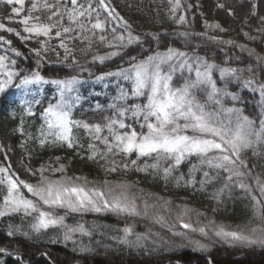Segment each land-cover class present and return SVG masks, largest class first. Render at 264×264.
<instances>
[{
    "label": "snow or ice",
    "instance_id": "6c2138e0",
    "mask_svg": "<svg viewBox=\"0 0 264 264\" xmlns=\"http://www.w3.org/2000/svg\"><path fill=\"white\" fill-rule=\"evenodd\" d=\"M168 2L171 5L170 12L175 17L182 6L181 0ZM0 4L11 6V14L6 17L8 21L22 26L21 30H17L0 21V32L14 35L21 43L34 40L39 45L29 50L36 57V69L28 72L17 70V59H12L7 53L11 52L17 58L25 57V54L12 47V40L0 35V48L5 52L0 55V94L12 88L23 94V114L19 127L14 131L33 139L30 133L25 132L24 116L35 118L34 108L42 103L36 99V94L45 84L55 85V102L49 101L46 107H41L39 113L42 123L38 128L39 136L35 139L41 147L84 150L85 145L76 135L78 130L83 129L88 135L86 158L95 163L104 161L107 167H101L106 173L127 172L131 165L137 172L151 170L154 174H162L164 180H168L183 163L195 158L197 163L189 168L190 179L186 183L195 186L197 172L202 173V179L199 180L201 189L213 181L223 180V186L215 193L218 200L226 189L231 191L232 188H239L252 201L254 219H258L261 224L251 228V234H245L243 230L228 231L224 226H217L215 235L244 246H264V164L251 162V157L264 158V81L256 78V68L251 65L247 68L221 67L205 57L195 53L189 55L171 47L165 52L157 51L137 59L129 55L126 49L134 44L142 45L145 41L141 36L133 34L128 21L115 8L110 7V0H96L95 6L92 0H0ZM100 9L107 13L103 21L100 19ZM261 19L264 21V18ZM110 20H119L124 28V32L118 34L117 28L112 27L111 40L106 35ZM176 22L185 24V16L180 15ZM205 27L225 31L218 23L210 25L205 22ZM260 31H264V28ZM147 35L157 41L160 38L159 33ZM179 35L187 37L189 34L181 32ZM245 36L248 34L245 33ZM248 38L255 39L251 36ZM209 39L228 45L235 44L232 40L223 41L217 36ZM53 40L58 41V44L52 45ZM96 43L115 50L104 55H93V62L103 64L114 57L123 59L124 55H128L127 67L118 65L114 71L95 77L98 82L110 77L117 80V94L107 105L112 110L111 115L103 116L104 106L99 103L93 110L94 115L101 114L102 123L75 117L83 99L79 93L82 84L79 75L46 79L40 71L49 52H54L58 62L68 68L74 65L82 67L76 58L77 50L86 56L92 52ZM77 44L83 47L77 48ZM236 46L247 51L249 56L255 55L257 65L264 72V56L246 45ZM58 48L63 49L62 59ZM69 60L71 63H68ZM245 71L252 75L245 78L242 75ZM214 72L219 73L224 87L218 86L217 80L213 78ZM121 80L128 82L130 87L121 85ZM177 80H182V83L177 84ZM232 80L239 82L245 89L259 92L260 111L255 117L245 115L242 108L225 105V98L233 102L241 99L238 94L228 91L227 84ZM28 96L32 99L25 98ZM141 98L143 103H129L130 100L139 101ZM249 150L251 157H246L245 153ZM116 157H121L120 162H117ZM142 160L144 163L141 166ZM55 163L58 167L48 164L35 171L25 169L33 176L39 173L35 184L21 179L12 170L11 164L0 165V191L4 193L0 197V218L14 214L32 217L34 222L31 228L34 232L59 228L64 230L65 242H75L73 236L76 233L90 236L91 232L83 224H66V216L70 213L141 215L136 203L137 197L129 194L132 186L127 182L105 179L101 185L89 187L86 178L84 183H78L80 177L66 174L68 168L61 163V157L57 156ZM256 168L261 171L255 172ZM45 173H59L60 176L51 179ZM222 173L226 175L222 176ZM183 179L181 175L177 183ZM170 203L165 201V204ZM148 207L145 201V214ZM58 210H64L65 214H57ZM187 212L188 209L184 208L180 214L181 226L206 237L207 226L195 227L183 222V215ZM18 231L19 228L13 229L10 226L7 235H16ZM122 231L124 236L121 243H132L128 237L133 235V229L125 227ZM20 234L28 236L27 232ZM144 239L137 234L135 243L139 245ZM192 243L202 251L207 250L206 245L198 240ZM4 251L0 248V252Z\"/></svg>",
    "mask_w": 264,
    "mask_h": 264
},
{
    "label": "trees",
    "instance_id": "16d2710c",
    "mask_svg": "<svg viewBox=\"0 0 264 264\" xmlns=\"http://www.w3.org/2000/svg\"><path fill=\"white\" fill-rule=\"evenodd\" d=\"M92 3L95 6L96 0H92ZM181 5L174 17L170 12L171 5L168 0H110V7L115 8L116 12L128 21L133 34L141 36L145 41L142 45L134 44L126 49L129 55L143 59L157 51L165 52L171 47L189 55L195 53L221 67L247 68L251 65L256 68V78L264 81V72L259 69L255 55L249 56L247 51H242L236 46L246 45L264 56V31H260L264 28V21L261 19L264 18V0H181ZM10 9L11 6L0 4V21L8 27L21 30V25L6 19L11 14ZM180 15L186 18V23L183 25L176 22ZM106 17L107 13L100 9V19L103 21ZM205 22L210 25L218 23L225 31L206 28ZM112 27L117 28L118 34L124 32L119 20H110L106 33L109 40L112 39ZM181 32L189 35L181 36L179 35ZM149 33H159V40H153L147 35ZM201 33L205 35H200ZM245 33L255 39L250 40ZM21 34L26 35L23 32ZM0 35L12 40V47L23 52L27 57L17 58L13 53H7L12 59H17V70L28 72L36 69V57L29 51L31 48L39 47L34 40L21 43L12 34L0 32ZM211 36L220 37L223 41L232 40L235 44L228 45L213 41L209 39ZM51 44L56 45L58 41L53 40ZM6 47L7 45L4 46ZM79 47L83 45L77 44V48ZM113 50L115 49L107 48L100 43L94 44L92 52L86 56L77 50L76 58L82 67L74 65L68 68L60 64L54 52H49L43 62L40 71L46 79H64L72 75H79L81 78L79 93L83 99L81 107L75 112L77 119L102 123L101 114L94 115L93 112L97 103L104 106L103 116L111 115L112 110L108 109L107 105L117 94V80L110 77L98 82L95 77L107 71H114L118 65L127 67L128 55H124L123 59L114 57L103 64L98 61L93 62L92 56L104 55ZM57 51L60 52L62 59L63 49L58 48ZM3 54H5L4 49L0 48V55ZM68 63H71V60ZM89 73L92 75L90 76ZM242 75L248 78L252 74L245 71ZM213 78L217 80L219 87L225 86L219 79L218 72L213 73ZM175 82L179 84L182 80ZM120 84L125 88L130 87L126 81L121 80ZM227 88L241 98L236 102L225 98L227 107L242 108L243 113L250 118L259 113V92L245 89L234 80L227 84ZM22 96L23 94L15 88L0 94V165L11 164L12 170L21 179L35 184L39 179V173L33 176L25 169L35 171L42 165L48 164L58 167L55 158L59 156L61 163L68 168L66 173L68 176H83L96 181L105 179L113 182L125 181L132 186L131 190L135 196L143 202L151 203L154 207L167 211H182L187 208L193 219L202 220L207 224H219L229 229L249 228L260 224L258 219H254L252 201L239 188H232L231 191L226 189L218 200L215 198V193L223 186V180L213 181L201 189L199 180L202 179V173L197 172V184L192 186L186 183L190 179L189 168L193 163H197L195 158L183 163L168 180H164L162 174H154L151 170L137 172L131 165L127 172L106 173L101 167V165L107 167L104 161L95 163L86 158L88 135L83 129L78 130L76 135L85 145L84 150L41 147L35 139L39 136L38 128L42 123L39 113L41 107H46L49 101L55 102L56 87L52 84L43 85L42 90L36 94V99L42 102L34 108L36 117L24 116L25 132L30 133L33 139H29L28 135H21L19 131H14L19 127L20 117L23 114ZM25 98L32 99L31 96ZM134 102L143 103V98L139 101H129V103ZM245 156L251 157V151L246 152ZM116 160L120 162L121 157H116ZM251 162L264 164V158L251 157ZM140 163L142 166L144 161ZM260 171V168L255 169L257 173ZM45 175H49L51 179L60 176L59 173L55 175L45 173ZM181 175L184 179L177 183V178ZM3 194L0 191V197ZM165 201L171 203L165 204ZM57 214L65 213L64 210H58ZM33 222L32 217H22V214L0 218V248L5 250L0 252V264H264V246L260 245L244 246L218 240L207 242L205 244L207 250L202 251L184 234H175L174 240L164 241L165 238L159 237L160 239L155 241L145 238L139 245L130 239L132 243H121L124 236L122 230L125 227H131L133 235L140 234L145 237L146 234H152L154 225L147 216L129 217L113 212L70 213L66 216V224L72 226L83 224L91 232L90 236L76 233L73 236L75 242H65L64 230L59 228H49L36 233L31 228ZM10 226L13 229L19 228L16 235H7ZM21 232H27L28 236L21 235Z\"/></svg>",
    "mask_w": 264,
    "mask_h": 264
},
{
    "label": "rangeland",
    "instance_id": "374dc122",
    "mask_svg": "<svg viewBox=\"0 0 264 264\" xmlns=\"http://www.w3.org/2000/svg\"><path fill=\"white\" fill-rule=\"evenodd\" d=\"M262 66H264V65H262ZM260 67L261 66H259V69H260ZM80 178H81V180L78 181V183H84V178H86V177L81 176ZM86 180L88 182L89 187L99 186L103 183V181H96V180H91L88 178H86ZM24 191L26 193V190H24ZM129 194L134 195V193L131 189H130ZM136 203L139 206V209L141 211V215H139V216H147L148 218L151 219V223H153V225H154V228L151 232L152 234H146V236H145V238H147L151 241H155L159 237L165 238L164 241L174 240V238H175L174 235L178 234V233L184 234V236L187 237L190 241L198 240L203 245H205L207 242L218 241V240L223 241L224 240V239H221L220 237H217L215 235V230H216L217 226H222V225L214 224V223H208L207 224L206 222H204L202 220L193 219V217L188 212H187V214L183 215V222L191 223L195 227L207 226L208 235L205 237V236H202L199 232L194 233L188 229H184L181 226L182 221L179 217H180V214L182 211H175V210H173V211L168 210L167 211V210H164L161 208L154 207L153 205H151V203L147 202L149 207H148L147 213L145 214L144 213V203L145 202L141 201L139 199V197H137ZM45 210H47L46 206H45ZM124 216H127V215L124 214ZM258 226H261V224L254 225V226L249 227V228H240V229H229L227 227H224V228L228 231H241V230H243L245 232V234H251L250 229L253 227H258ZM256 235H259V233H257ZM128 239H130L132 242H135L136 235L135 234L131 235L128 237ZM144 240H142L141 243ZM224 241H226V240H224ZM227 242L232 243V244L236 243V242H231V241H227Z\"/></svg>",
    "mask_w": 264,
    "mask_h": 264
}]
</instances>
